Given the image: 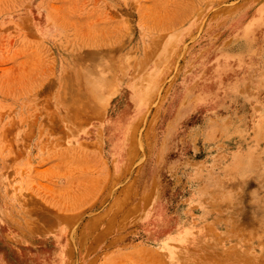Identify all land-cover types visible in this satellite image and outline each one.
Instances as JSON below:
<instances>
[{
    "label": "rangeland",
    "instance_id": "obj_1",
    "mask_svg": "<svg viewBox=\"0 0 264 264\" xmlns=\"http://www.w3.org/2000/svg\"><path fill=\"white\" fill-rule=\"evenodd\" d=\"M262 74L264 0H0V261L264 264Z\"/></svg>",
    "mask_w": 264,
    "mask_h": 264
},
{
    "label": "crops",
    "instance_id": "obj_2",
    "mask_svg": "<svg viewBox=\"0 0 264 264\" xmlns=\"http://www.w3.org/2000/svg\"><path fill=\"white\" fill-rule=\"evenodd\" d=\"M97 17H99L97 20H98V22H97V20H96V25H98V26H100V27H103V28H105V27H107V26H109V20L107 19V18H105V17H107V15L105 14V12L104 11H102V13H100L99 15H97ZM106 19V20H105ZM103 39V38H102ZM106 41V42H108L109 41V38L108 37H106V38H104L103 39V41ZM260 79H261V84L263 85V92H264V74H262V75H260ZM264 94V93H263ZM0 264H7V263H5V262H3L2 260L0 261Z\"/></svg>",
    "mask_w": 264,
    "mask_h": 264
},
{
    "label": "bare ground",
    "instance_id": "obj_3",
    "mask_svg": "<svg viewBox=\"0 0 264 264\" xmlns=\"http://www.w3.org/2000/svg\"><path fill=\"white\" fill-rule=\"evenodd\" d=\"M87 84H88V83H87ZM97 84H98V83H97ZM97 84H96V85H97ZM97 87H98V85H97ZM91 89H92V88H91ZM96 89H97V88H96ZM92 91H93V90H92ZM96 91H97V90H96ZM93 93H95V92L93 91Z\"/></svg>",
    "mask_w": 264,
    "mask_h": 264
}]
</instances>
